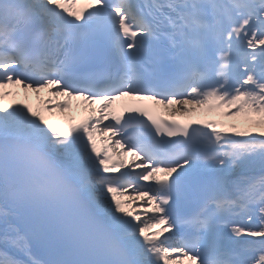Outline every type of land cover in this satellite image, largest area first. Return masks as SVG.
Returning a JSON list of instances; mask_svg holds the SVG:
<instances>
[{"label":"snow or ice","instance_id":"obj_1","mask_svg":"<svg viewBox=\"0 0 264 264\" xmlns=\"http://www.w3.org/2000/svg\"><path fill=\"white\" fill-rule=\"evenodd\" d=\"M0 264H264V0H0Z\"/></svg>","mask_w":264,"mask_h":264}]
</instances>
